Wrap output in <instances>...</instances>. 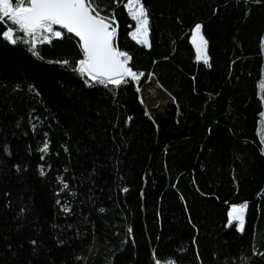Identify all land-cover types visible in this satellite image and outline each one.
I'll return each instance as SVG.
<instances>
[{
  "label": "trees",
  "instance_id": "obj_1",
  "mask_svg": "<svg viewBox=\"0 0 264 264\" xmlns=\"http://www.w3.org/2000/svg\"><path fill=\"white\" fill-rule=\"evenodd\" d=\"M142 3L150 47L127 0H96L143 73L119 87L78 71L65 30L33 49L0 20V264H264V0ZM152 80L174 102L151 115ZM245 204L239 230L228 214Z\"/></svg>",
  "mask_w": 264,
  "mask_h": 264
},
{
  "label": "snow or ice",
  "instance_id": "obj_2",
  "mask_svg": "<svg viewBox=\"0 0 264 264\" xmlns=\"http://www.w3.org/2000/svg\"><path fill=\"white\" fill-rule=\"evenodd\" d=\"M126 7L138 24L132 33L133 39L150 47L148 12L142 0H127ZM3 18L9 19L17 30L32 37L33 49L37 43H51L53 38H62L66 33L74 34L81 42L83 53L78 71L96 83L119 87L126 82V77L139 80L143 75L128 66L131 57L114 45L117 34V27L113 26L114 16L101 15L96 0H0V20ZM54 26H60L66 33L55 31ZM2 35L13 44L17 42L11 27ZM193 43L196 44L197 59L208 64L207 40L202 35L201 25L195 26ZM35 54L39 55L38 52ZM261 89L264 91V84ZM42 151H47V145ZM246 208V204L234 207L231 213L232 219L239 221L241 229Z\"/></svg>",
  "mask_w": 264,
  "mask_h": 264
},
{
  "label": "rangeland",
  "instance_id": "obj_3",
  "mask_svg": "<svg viewBox=\"0 0 264 264\" xmlns=\"http://www.w3.org/2000/svg\"><path fill=\"white\" fill-rule=\"evenodd\" d=\"M198 25H201V28H202V24H198ZM137 27H138V24L136 22V28ZM54 30L55 31H60V30H57L55 28V26H54ZM194 30H195V27L192 30V41H193ZM202 35H203V31H202ZM194 46H195V49H196V44H194ZM197 56H198V53H197ZM199 61H201V60H199ZM262 84H264V78H263V81H262L261 85ZM262 92H264V91H262ZM140 100H141V103L143 104V106L148 111V113L151 114V115L158 113L164 107H166L168 105H171L174 102L173 99L160 88V86L157 84V82L155 80H152L147 86H145L143 89L140 90ZM177 110H178V115H179V117L181 118L182 121L187 120L188 117L191 116V114H189L188 112L186 113V111L185 112L182 111L183 109H181L179 107L177 108ZM263 116H264V114H263ZM45 145H47V150H48V143L46 142L43 145V148H44ZM44 152H46V151H44ZM43 168L44 167L42 166L41 167V171L43 170ZM236 207H241V206H236ZM232 209H231V211L229 213V219H230L229 225L235 223V224H237L238 229H240L241 227H240L239 221L232 219V216H231ZM245 212H246V210H245ZM244 220H245V213H244ZM243 226H244V224H243Z\"/></svg>",
  "mask_w": 264,
  "mask_h": 264
},
{
  "label": "crops",
  "instance_id": "obj_4",
  "mask_svg": "<svg viewBox=\"0 0 264 264\" xmlns=\"http://www.w3.org/2000/svg\"><path fill=\"white\" fill-rule=\"evenodd\" d=\"M149 39V38H148ZM192 43H193V41H192ZM194 45V44H193ZM146 47H148V46H146ZM194 48H195V46H194ZM195 51H196V49H195ZM209 57V56H208ZM196 58H197V51H196ZM197 62L198 63H204L203 61H199L198 59H197ZM205 64V63H204ZM262 89H261V84H260V88H259V93H260V96H261V98L263 99V101H264V92H262ZM182 109V108H181ZM183 111V110H182ZM185 111V110H184ZM187 112V111H186ZM259 133H260V135H261V138H262V141H263V143H264V116L262 117V119H261V121H260V126H259ZM236 206H243V205H235V206H232L231 208H230V211H231V209L233 208V207H236ZM230 211H229V213H230ZM246 211H247V208H246ZM245 215H246V212H245ZM228 216H229V214H228ZM229 222H230V219H229ZM244 222H245V220H244ZM239 230H242L241 228L239 229Z\"/></svg>",
  "mask_w": 264,
  "mask_h": 264
},
{
  "label": "water",
  "instance_id": "obj_5",
  "mask_svg": "<svg viewBox=\"0 0 264 264\" xmlns=\"http://www.w3.org/2000/svg\"><path fill=\"white\" fill-rule=\"evenodd\" d=\"M57 27H59L60 28V26H57ZM62 29V28H61ZM64 30V29H63ZM66 31V30H65ZM68 34H70V35H72V36H74L75 37V35L74 34H71V33H68ZM78 41H79V38L78 37H75ZM79 43H80V46H81V42L79 41ZM114 45L117 47V35H116V37H115V39H114Z\"/></svg>",
  "mask_w": 264,
  "mask_h": 264
},
{
  "label": "built area",
  "instance_id": "obj_6",
  "mask_svg": "<svg viewBox=\"0 0 264 264\" xmlns=\"http://www.w3.org/2000/svg\"><path fill=\"white\" fill-rule=\"evenodd\" d=\"M113 26H114V27H118V23H117V21H116L115 19H114Z\"/></svg>",
  "mask_w": 264,
  "mask_h": 264
}]
</instances>
